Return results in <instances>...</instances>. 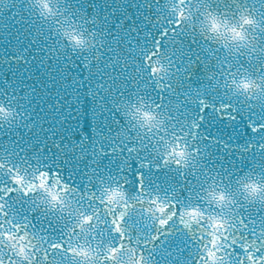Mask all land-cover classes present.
I'll return each mask as SVG.
<instances>
[{"label": "snow or ice", "instance_id": "obj_1", "mask_svg": "<svg viewBox=\"0 0 264 264\" xmlns=\"http://www.w3.org/2000/svg\"><path fill=\"white\" fill-rule=\"evenodd\" d=\"M38 4L42 15H59L58 0L55 6L54 0ZM19 15L11 19L22 24ZM156 20V35L148 34L151 48L146 44L140 51L139 67L147 70L141 81L145 89L149 82L161 93L173 89L182 65L184 78L191 81L193 61L203 67L209 59L215 69L210 82L217 88L193 90L189 83L175 114L143 93L134 103L121 105L133 125L127 135L139 133L135 143L128 139L125 144V134L117 132L110 149L100 145L99 158L79 185L63 174L61 165L67 160L59 165L54 156L41 160L37 148L44 141L39 134L46 129L42 123L38 131L36 123L29 124L25 110L21 126L36 138L21 144L24 136L17 133L19 139L0 146V264H160L162 252L170 257L188 253L173 264H264V137L241 146L204 128L213 120H226L231 127L243 119L253 133L264 132V0H169L167 14ZM57 26L76 48H87L97 36L93 32L89 37L74 18L64 17ZM197 38L204 47L192 52ZM29 47L14 49L12 62L29 65ZM119 61L115 56L113 72ZM84 67L91 77L92 65ZM100 79L96 87L106 88ZM98 95L93 92L92 98ZM25 99L14 91L9 103L0 101V120L14 122ZM189 103L195 111L184 108ZM249 144L259 152V161L254 159L250 168L219 162L225 159L218 155L221 151L234 155L236 148L248 151ZM109 155L119 160L115 173L107 167L101 171ZM176 238L184 247L173 252L168 246Z\"/></svg>", "mask_w": 264, "mask_h": 264}, {"label": "water", "instance_id": "obj_2", "mask_svg": "<svg viewBox=\"0 0 264 264\" xmlns=\"http://www.w3.org/2000/svg\"><path fill=\"white\" fill-rule=\"evenodd\" d=\"M55 2L56 0L54 6ZM58 3L59 15L46 17L42 15L38 0H0V101L9 103V97L14 91L17 96L26 95V99L20 101L25 107L19 110L20 116H17L14 122L0 120L2 134L0 146L7 148L10 141L19 139L17 133L24 136L21 144H25L30 138H36L35 132L29 137L21 126L24 119H27L24 117L26 110L31 116L29 124L36 123L38 131L42 123L46 129L39 134V139L44 141L37 148L41 160H51L54 156L58 165L62 160H67L66 164L61 165L63 174L65 177H71L79 185L83 182L86 172L90 171L92 161L99 158L100 145H104L106 150L110 149L117 132L125 134V144L128 139L135 143L136 135L139 133L127 135L133 125L129 123V117L125 115L121 105L127 102L134 103L136 95L143 93L149 100L155 99L156 102L164 103L165 109L171 108L175 114L178 110L176 105L182 102V94L189 83L193 90L197 86L202 90L209 87L215 89L217 84L215 81L210 82V76L215 71L211 59L203 67L193 61L189 66L191 81L184 78L182 65L177 78L173 80V89L163 93L159 86L153 87L149 82L145 89L141 83L146 78L147 70L139 67L143 63L140 51L146 44L151 48L152 38L148 34L151 33L153 37L156 35L158 30L154 27L156 18L160 16L163 19L167 14L169 0H58ZM16 13L20 14L17 19H23L22 24L11 19ZM64 17L70 20L74 18L75 23L89 37L91 33L96 32L95 41L90 42L84 49L73 47L58 31L57 21H63ZM93 20L96 21L95 24L92 23ZM101 39L104 42L103 47L100 46ZM187 44L188 40L185 39V45ZM18 47L22 49L29 47V65H17L12 62L11 58L16 55L14 49ZM201 47L204 45L197 38V44L192 46V52ZM109 48L114 51H109ZM115 56H119L120 61L116 63L113 72L112 63ZM5 57L9 58L8 64L3 63ZM179 59L178 53L177 60ZM203 59V53H200V60ZM124 61H127L126 70ZM85 64L92 65L94 74L91 77L84 67ZM184 64H188L187 59ZM53 76L55 79H52ZM113 76L116 77L114 82L109 79ZM101 77L103 83L107 85L104 89L96 87L101 83ZM219 78L217 74L216 79ZM78 81H82L88 87L82 88ZM180 81L183 86L179 85ZM134 84H139L140 87L134 89ZM108 88H111V91ZM118 90L123 95H119ZM219 91L222 92L223 88L221 87ZM93 92L99 95L92 98ZM172 92L177 95L173 97ZM161 95L164 96L163 101H160ZM58 104L61 106L58 107ZM12 107L16 109L15 104H12ZM184 108L195 111V106L191 103L185 104ZM204 128L209 135L218 134L221 139L230 137L232 144L239 142L241 146L249 141L256 144L260 137H264V132L253 133L247 127V121L243 119L231 127L226 120H213L210 127L206 125ZM251 144L248 151H243L242 147L236 148L234 155L221 151L218 155L225 159L219 162L227 166L231 161L237 166L243 165L245 169L250 168L254 159L259 161V152L253 150ZM44 148L47 151H44ZM93 149L97 150L96 156L92 155ZM232 151L233 149H229V153ZM241 154L244 156L243 161L238 159ZM118 166L119 160L109 155L103 159L101 171L107 167L115 173ZM160 175L163 177L166 174ZM129 178H132L131 173ZM129 191H135V184L129 185ZM168 247L175 252L177 247H184L183 240L176 238L175 241H170ZM187 256L188 253H176V256L170 257L162 252L160 264H165V261L173 264L177 257L183 260Z\"/></svg>", "mask_w": 264, "mask_h": 264}, {"label": "clouds", "instance_id": "obj_3", "mask_svg": "<svg viewBox=\"0 0 264 264\" xmlns=\"http://www.w3.org/2000/svg\"><path fill=\"white\" fill-rule=\"evenodd\" d=\"M34 43H35V42H34ZM86 79H87V76L85 75V76H84V80H86ZM81 87H82V88H87L88 86L85 85L84 83H82V84H81Z\"/></svg>", "mask_w": 264, "mask_h": 264}]
</instances>
